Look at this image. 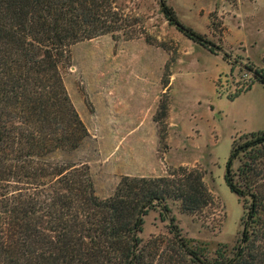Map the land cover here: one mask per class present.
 Returning <instances> with one entry per match:
<instances>
[{
    "label": "trees",
    "instance_id": "16d2710c",
    "mask_svg": "<svg viewBox=\"0 0 264 264\" xmlns=\"http://www.w3.org/2000/svg\"><path fill=\"white\" fill-rule=\"evenodd\" d=\"M158 2L170 25L227 59L167 0ZM136 25L115 0H0V264H264V130L234 138L226 163L225 182L244 209L231 252L220 245L211 253L186 238L174 216L169 235L147 242L140 236L151 211L160 209L161 218H168L170 201L190 215L216 208L203 167L124 176L113 195L101 199L88 166L50 160L58 151H76L90 136L62 76L71 48L106 35L118 41L119 32ZM253 76L264 86V70ZM166 77L154 117L160 145L171 104L168 67Z\"/></svg>",
    "mask_w": 264,
    "mask_h": 264
},
{
    "label": "rangeland",
    "instance_id": "374dc122",
    "mask_svg": "<svg viewBox=\"0 0 264 264\" xmlns=\"http://www.w3.org/2000/svg\"><path fill=\"white\" fill-rule=\"evenodd\" d=\"M115 2L137 25L119 32L118 41L106 35L71 48L62 76L90 136L76 151H58L50 160L88 166L101 199L113 195L124 176L159 177L169 167H203L216 208L190 215L170 201L168 218H161L160 209L151 211L140 236L147 242L169 235L174 216L186 238L206 244L211 253L220 245L231 252L244 209L225 182L226 163L233 139L245 134H235L245 101L264 88L229 97L252 88L254 70H264V0H167L185 25L228 54L226 60L223 52L211 53L170 25L158 0ZM132 36L140 38L128 41ZM167 67L171 104L165 149L154 117L166 92ZM239 166L236 160L234 169Z\"/></svg>",
    "mask_w": 264,
    "mask_h": 264
},
{
    "label": "crops",
    "instance_id": "0c3cea01",
    "mask_svg": "<svg viewBox=\"0 0 264 264\" xmlns=\"http://www.w3.org/2000/svg\"><path fill=\"white\" fill-rule=\"evenodd\" d=\"M257 85H261V84L259 83L253 84L251 90L243 93L240 97H238V99H240L242 96H244L247 93H251ZM261 86L264 88L263 85ZM242 115L244 116V121L241 124L239 131L235 132L236 135L263 131L264 130V93L257 98L254 96L249 97L245 101V112Z\"/></svg>",
    "mask_w": 264,
    "mask_h": 264
},
{
    "label": "built area",
    "instance_id": "2783aa9c",
    "mask_svg": "<svg viewBox=\"0 0 264 264\" xmlns=\"http://www.w3.org/2000/svg\"><path fill=\"white\" fill-rule=\"evenodd\" d=\"M250 81V80H249Z\"/></svg>",
    "mask_w": 264,
    "mask_h": 264
}]
</instances>
